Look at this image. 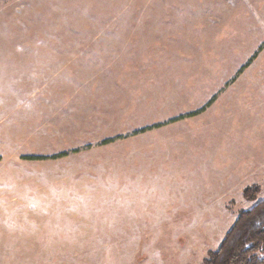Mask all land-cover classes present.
<instances>
[{"label": "rangeland", "instance_id": "374dc122", "mask_svg": "<svg viewBox=\"0 0 264 264\" xmlns=\"http://www.w3.org/2000/svg\"><path fill=\"white\" fill-rule=\"evenodd\" d=\"M263 199L264 0H0V264H204Z\"/></svg>", "mask_w": 264, "mask_h": 264}, {"label": "trees", "instance_id": "16d2710c", "mask_svg": "<svg viewBox=\"0 0 264 264\" xmlns=\"http://www.w3.org/2000/svg\"><path fill=\"white\" fill-rule=\"evenodd\" d=\"M113 139H107L109 142ZM61 152L52 156L58 158L66 155ZM27 159H42L44 156H26ZM258 185L245 187L243 194L247 200L258 198ZM264 199L249 209H242L233 225L227 231L220 246L209 252L204 264H264Z\"/></svg>", "mask_w": 264, "mask_h": 264}]
</instances>
